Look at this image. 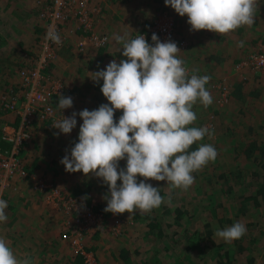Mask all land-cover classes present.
Returning a JSON list of instances; mask_svg holds the SVG:
<instances>
[{
	"label": "rangeland",
	"instance_id": "1",
	"mask_svg": "<svg viewBox=\"0 0 264 264\" xmlns=\"http://www.w3.org/2000/svg\"><path fill=\"white\" fill-rule=\"evenodd\" d=\"M28 1L26 3H28ZM37 2L38 0H34V6L30 7L29 5L28 8H26L29 17H31L32 14L35 19V16H37V18L39 16ZM116 2L117 4L126 5L123 10H131L129 13V16L132 17L131 20H123V28L118 26L120 30L123 29V34L128 31L129 39H133L134 34L136 35L145 22L152 18V16L158 11L168 10L176 19L177 37L179 40L177 42V46L181 50L178 53V57L184 60V67L186 69H188V64L192 62L191 60H193L194 51L197 52L199 49H201L199 51L200 55L197 56H204L205 59V63H202L203 58H200V66L207 67L206 57L209 53L205 49L208 48L207 44H210L214 46V51H216L215 46H219L221 52L224 48L232 53L237 52L238 54L234 57V64L237 60L240 59V61L237 63L235 70L245 67L247 68L246 70H249L252 74L250 76L243 75L242 77H239L238 73H234V79L248 78V80H251L253 78H257L264 80V72H256L250 65H246L245 63L249 53L252 50H255L254 48L257 49L258 47L264 46V23H258L255 19V22L251 26H241L236 30L227 33V35H220L219 33L211 32V37L218 35V37L212 39L215 40V44H212L207 37V33L200 38L194 36L193 31H190L191 26L187 23V19H183L175 12L174 9L163 4L165 3L164 0L162 3L157 2L156 0H153V2L152 0H116L115 3ZM29 22L31 23L29 27L36 30L40 34V26L36 23V21L29 19ZM110 29L109 33L113 39L116 33L120 30L117 29L113 32V30H115V26L113 25H111ZM1 30L2 27L0 24V31ZM113 33H115V35ZM113 40L116 41L115 39ZM38 41L39 38L37 42L35 41V45L33 47L35 50L38 48ZM241 41L243 42V46H238ZM116 43L118 45V48H116L119 49L116 50L119 51L118 54H116V51L108 54L102 60L103 63L99 62V64H95V67L93 65V68L87 67L89 64L86 63L84 65L82 64V71H79L80 68H73V63L71 66L72 70H66L67 74L64 77L58 72L57 66L64 67L67 65V67H69L71 62H73L72 57H69L70 61H66L65 59L56 61V63L58 62V65L55 66V68H53V64L50 66L51 73L62 77L66 85L65 96H70L73 99V106L70 108L73 112L79 113L84 109L91 111L97 109L101 104L109 103L107 99L103 97L100 90L102 85L100 86L92 81L90 79L91 74L89 72H95L102 67L105 68L112 60H117V62H119L118 60L124 58L121 54L122 44L120 42ZM184 48H186L185 51ZM211 55H216V52L211 53ZM229 58L231 60L232 57ZM80 60L84 61V59ZM228 62L230 61H226L222 66H219L217 62H212L214 66H210L211 69L207 67L210 74L209 76L212 80L210 81L211 85H209V82L205 87L210 91V94L213 97V103L205 107L200 102H196L193 105V111L197 109V111H194L197 119L192 125H190L194 127L207 126L212 131V135H206L202 140L195 142L190 146L189 151L196 150L200 144H211L218 152L217 158L193 173V176L195 177L194 183L187 190L170 187L167 185V181H145L146 183L152 184L153 187L160 188V193L164 198V202L159 208H154L150 212L135 210L132 213H122L123 221L122 225H120V230H117L118 227L117 224L113 222L111 212L104 211L106 201L103 199V196L108 192V187L104 184L102 179L95 177L91 173L86 176L82 172L65 173L69 176V178L61 175L60 171L57 173L55 172L56 175L49 177L39 173L36 174V171L30 169V166L27 165L26 157L24 159L22 153L24 164L27 169L25 176L15 177L6 185L0 184V199L7 201L8 205L5 209L7 220L0 222V237H3L6 240L14 252V255H16L18 259H29L28 254L25 252L24 245L19 247L17 245H10V241L15 244L16 241H14L15 238L13 237V234L23 232L22 229L26 232H30L29 222L34 216H39L45 221V218H49V214L51 212L56 213L55 210L61 212L60 215L54 216V225L51 227L52 230H56L57 228L60 229V240L68 242V240L62 237V233L64 231H68L66 227L63 226L68 220L70 222V224H68L69 232H74L75 234L77 232L76 228L79 230V226L76 225V222H71V220H73L71 219L72 214H67L63 211L64 207L62 201L57 200L52 202L53 198L48 197L51 193V188H48L46 191H42L40 188L36 187L41 179H44L47 183H55V186H58V189L63 192L61 193V196H66L67 194L66 197L69 198L65 199V201L69 206L71 203L77 204L76 201L82 199L84 203L92 208L94 214H105L106 218L104 221L102 220L99 223L98 220H95L90 230L83 231L84 242L86 243L85 247L88 251H92L95 254L97 264H160V262H156V260L153 261V258L145 254V252L150 249L148 247L154 246L156 247L155 250L158 251V255L165 253L170 257L171 254L167 253L170 251L166 249L164 250L162 248V244L163 246L169 245V247L179 248L181 247V244L188 241L190 237L195 239V242H198L199 244L204 242V246L206 243L210 246L212 241H209V239L213 238L209 232L215 234V230L217 228L223 229L231 226L237 221L241 223L243 222V224L247 222L250 226H246L247 231L245 235L232 242L236 243V245L232 246L233 250H239L238 245H243L245 239H257L258 237H261V242H256L253 245H246L245 247L249 249L246 250L247 254H253L252 250L263 254L264 225H259L258 227L255 226L254 220H250L251 218H249L246 213L240 215L239 212V210L244 209H248L246 212H249V207L258 210L260 208L258 206H263V204L259 205L257 201H254L252 197L254 196L253 191H256L258 186L262 184L259 177L264 171L261 169L259 164L261 161V153L259 151L263 150L264 140L262 141L261 136H256L258 133L255 135L247 133L249 125L248 120L251 119H249L250 117H248L246 113V111H252L259 102H247L246 100L233 99L230 97V94L233 88L234 93V90L237 89L236 86L233 88L228 85L218 86L217 83L219 81H223L225 77V80L228 82V76L233 74H231L232 71H230L233 70L231 69L233 65H228ZM242 62L245 63V66L240 67ZM196 66L198 65L196 64ZM197 69L198 68L195 67L194 70ZM19 70L20 69L18 67V73ZM16 82L18 81H15L11 87H5L1 92L0 99L2 102L0 104V113L7 111V107L5 105L7 102L4 103V101L7 98H12L15 94L17 90V88H15L17 85ZM239 90L241 89H238V91ZM121 115L122 110H117L114 113V120L118 121ZM76 119L77 125L69 134L61 133L59 129L53 128L49 125L50 123H46L45 125L39 126L35 129L33 133L34 136H36L39 132H43L36 138L33 137L32 141L35 140L37 144L36 148H39L40 152L38 150L37 151L44 156V161H60L66 154L70 155V150L71 147L74 146V142H78L79 127L83 123L82 119L78 115ZM228 125L231 128H227ZM231 125L234 128H232ZM49 132H52V140H54V137L57 139L58 143L56 146L51 145L49 149L45 151L44 148L40 146L43 143V139L47 141L46 138L49 137L47 135ZM234 138L235 140L232 141ZM252 140L257 142L260 149L257 150L256 147L253 146L254 149L252 150V154L248 155V146L251 144ZM236 142L239 143V145H237ZM261 142L262 144H260ZM234 145H236L237 148H234ZM37 161H40L39 158H37ZM246 161H249V163L247 164ZM125 166L126 159L119 161V168H124ZM34 167L39 168V166ZM229 167L233 169L232 173L226 171V168ZM242 171L245 173L249 172V176L243 177ZM254 172L255 174L253 175L252 173ZM143 179V177H137V182ZM117 183L120 184L121 181H117ZM246 193H248V195L244 199ZM18 200H21L22 202L19 203L21 204L20 206H18ZM262 203H264V200ZM30 206H35L37 208L33 207L34 210L31 211L32 213L30 215H28L30 219H24V214L21 213V207L25 208ZM17 209L19 210V213H16ZM262 209L263 208H261V211ZM42 211L43 214L40 215ZM180 213H182V217L179 218L178 215ZM20 216L23 218V221L19 219L18 222L15 223L13 220ZM259 217L260 222L263 223L264 219H261V216ZM20 223H23V227ZM151 224H154L155 226L152 227ZM257 224H259V221ZM6 226H12L13 228L9 231ZM136 228H138V230ZM147 228L153 230V233L151 237L145 238L144 233L148 231L146 230ZM134 233H138L139 235L137 234L136 236ZM28 240V242H32L30 237ZM57 240L58 239L54 242L56 243ZM175 240L176 242L173 243ZM220 243H223V245H220ZM225 244L226 243L222 239L215 236V242L212 243V246L214 245L215 247L213 250L212 248L210 250L212 257L217 261H215L214 264H220V260L224 261L223 264H229L221 256V254L226 251ZM146 246L148 248L147 250L145 248ZM63 247L66 246L62 243L60 245V249ZM69 247L72 251V258L74 259V261L70 260V264H85L83 256L76 253L75 247L71 245ZM179 249H177V252ZM134 250H137V252L134 256H132L131 252ZM205 250H207L206 246ZM179 252L184 251L181 248ZM158 255L157 258H160ZM81 259L83 262H81ZM57 261H59V257H55L52 260L50 259V261L46 263L55 264ZM157 261H159V259H157Z\"/></svg>",
	"mask_w": 264,
	"mask_h": 264
},
{
	"label": "clouds",
	"instance_id": "2",
	"mask_svg": "<svg viewBox=\"0 0 264 264\" xmlns=\"http://www.w3.org/2000/svg\"><path fill=\"white\" fill-rule=\"evenodd\" d=\"M164 2L181 17H188L190 31L227 34L255 22L256 0ZM45 39L61 42L55 30H49ZM114 39L122 44L121 54L126 59L112 60L104 69L89 72L95 83L103 81L100 90L109 103L62 116L52 127L69 134L77 125V115L82 119L78 142L60 163L66 172H82L86 176L91 173L102 179L108 187L103 196L105 212H150L159 208L164 198L160 188L145 181H167L170 187L187 190L194 183L193 173L217 158L218 152L211 144H200L189 151L195 142L212 135L207 126H190L197 119L193 105L197 101L205 107L213 103L205 87L211 77L189 76L184 60L178 57L181 50L177 44L171 40L161 42L155 33L152 44L140 34L133 39L128 38V33L116 34ZM238 46H243V42ZM57 106L62 110L71 108L72 97L59 95ZM117 110H122L118 121L114 120ZM125 159L126 166L119 168V161ZM137 177L144 179L137 182ZM7 206V201L0 199V222L7 220ZM246 231V226L237 221L217 228L215 236L232 243ZM0 264L31 261L18 259L0 237Z\"/></svg>",
	"mask_w": 264,
	"mask_h": 264
},
{
	"label": "crops",
	"instance_id": "3",
	"mask_svg": "<svg viewBox=\"0 0 264 264\" xmlns=\"http://www.w3.org/2000/svg\"><path fill=\"white\" fill-rule=\"evenodd\" d=\"M27 1L28 0H0V24L2 27V30L0 31V94L5 87H11V85L15 81H18V82H16L17 85L15 84L16 87L15 86L14 87L15 88L18 87L19 80L21 78L18 76L19 73L17 71V68L19 67V69H20L22 67V65L28 63V60L26 59V53L27 52L32 53V51H35V49H33V47L35 45V41L37 42L38 38L40 37V35L43 32V26H42L41 20L39 19V16H38V18H37V16H35L36 17V19H35L34 16L31 14V17H29L28 12L26 11L27 10L26 8H28L29 5H30V7L34 6V4H35L34 0H30V1H28V3H26ZM115 1L116 0H106L105 2L101 3L102 15L100 16L99 24H100V27L102 28V30L109 31V30H111L110 29L111 25H113V26H115V30H113V32H114L117 29H119L118 26L123 28V26H122L123 20L124 21H130L132 18L129 16V13L131 12V10H129V9L123 10L126 7V5L117 4V2L115 3ZM162 1L163 0H160L157 2L162 3ZM152 2H153V0H152ZM163 4H165V3H163ZM256 4H257L256 11H255V19L257 20L256 22L264 23V0H256ZM182 18L185 20L186 19L188 20V17L186 15L183 16ZM29 19L36 21V23L40 26V29H39V31H41L40 34L36 30L31 29L29 27V25H31V23L29 22ZM124 30H126V29H124ZM115 33H113V34L115 35ZM126 33H128V31ZM206 33L208 34L207 37H208L209 41H211L212 44H215V40H212V39L218 37V35L211 37L210 36L211 31H208V30L193 31V35L196 37H199V38L203 37ZM116 34L122 35L123 29H121ZM220 35H223V34H220ZM225 35H227V34H225ZM234 37H237V36H234ZM75 38H77V37H75ZM113 39H114V37H113ZM113 39H112V42L110 43L109 47H107V48L103 47V48H100L98 50L87 49L88 51L85 53H80L75 49L74 45H71V44L68 45L67 44L65 47L60 49L59 54H58V59L56 61L63 60V59H65L66 61L67 60L70 61L69 57H72L73 62H71L69 67H67V65H66L67 62L65 64L66 66H64V67L57 66L58 62L57 63L55 62L53 64V68H55V66H57L58 72L60 74H62V76L65 77L67 74L66 70H68V71L72 70L71 66L73 63H74L73 68H77V69L80 68L79 71H82V69H81L82 64L84 65V64L88 63L89 66H87V67H92L93 65L95 67L96 66L95 64H97V63L99 64V62L103 63L102 60L105 58V56H107L108 54H111L112 52H115L116 50H119V49H117L118 45L116 43L118 41H114ZM259 43H260V41H259ZM207 47L208 48H206L205 50L209 54L206 57V63H207V67L209 69H211L210 66H214L212 64V62H217L219 64V66H222L226 61H230V62H228V65L229 64H231V66L233 65L231 67V69H233V70H230V71H232L231 74L232 73L233 74L228 76L229 77L228 82H227V80H225V77H224L223 81H219L217 83L218 86L228 85L231 88L236 86L237 89L234 90V93H233V89H234L233 88L231 90V94H230V97L233 99L244 100V101L246 100L247 102L248 101H251V102L252 101H258L259 102V103H257V105L254 107V109L252 111H248V112L246 111L248 117H250L249 119H251V120H248L249 125L247 128V133L252 134V135H255L256 133H258V134H256V136H258V137L261 136L262 141H263L264 140V80L257 79V78H253L251 80L250 79L248 80V78L247 79H242V78L234 79V73H236V74L238 73L239 77H242L243 75H247V76L252 75L249 70H246L247 68H245V67L239 68L238 70H235L237 63L240 61V59H239L234 64V61H235L234 57L238 53L237 52L236 53L229 52L225 48L221 52L219 49V46H215L216 51H214V46H212L210 44H207ZM254 49H256V48H254ZM185 50H186V48H184V51ZM200 50L201 49H199L197 52L194 51L193 60H191L192 62L190 64H188L187 71H188L189 76L192 74H195L193 72L195 67H197L199 69V71L196 72L197 75H199V76L207 75V74L210 75L209 71L207 70V67H205V66L201 67L200 66V58L201 59L203 58L202 63H205L204 56L203 57L197 56V55H200V52H199ZM118 52L119 51H116V54H118ZM213 52H216V55H211V53H213ZM78 55H80V56H78ZM217 55H219V56H217ZM229 57H232L231 60ZM212 58H214V59H212ZM80 59H84V61H82ZM122 59H124V58H122ZM118 61H120V60H118ZM188 62H189V60H188ZM196 64L198 66H196ZM100 69L102 70V69H104V67H102ZM100 69H98L97 71H99ZM190 71H191V74H190ZM244 72H245V74H244ZM211 80L212 79H210V81ZM102 83H103V81H100L98 85L101 86ZM209 85H211V82L209 83ZM215 86H216V83H215ZM238 89H241V90L238 91ZM102 101H103V99H102ZM1 102L2 101L0 99V104H1ZM197 102L199 103V101H197ZM199 109H200V107H199ZM194 111H197V109ZM18 120L19 119L17 118V116L14 113H8L5 111L1 112L0 113V135L2 132L1 127L4 125V123H6V122H9V123L16 122L17 123ZM228 127H230V126L228 125L227 128ZM232 128H234V127L232 126ZM42 133L43 132H39V133H37L38 135L36 134V136H33V137L36 138L37 136H39ZM51 134H52V132H49V134H47L50 138L47 137L46 138L47 141L43 139V143L40 146V147L44 148L45 151L48 150L51 145L56 146V144L58 143L56 138L53 137L54 140H52ZM234 140H235V138L232 141H234ZM0 144L5 145L4 141L1 138H0ZM260 144H262V142ZM237 145H239V143H237ZM36 146H37V144H36L35 140H33L25 147V149L23 151V157H24V159L26 157L27 165L30 166V169H32L33 171H36L35 172L36 174L39 173V174L46 175L48 177L56 175L55 172L57 173L58 171H60L61 175L65 176L66 178H69V176H67L65 174L67 172L65 171L64 165H62L60 163L61 160L60 161H48V160L44 161L43 160L44 156L41 153H39L40 152L39 148L37 149ZM253 146L256 147L257 150L260 149L259 145H257V142L255 140L251 141V144H249L248 148L254 149ZM235 147H236V145H234V148ZM259 152L261 153L260 154V160L261 161L259 164L261 166V169L264 171V161H262V160H264V147H263V150L259 151ZM37 158H39L40 161H37ZM246 163L248 164L249 161H246ZM34 166H39V168H35ZM33 168H35V169H33ZM232 170L233 169L231 167L226 168V171H229L231 173H232ZM252 174L254 175L255 172ZM242 175H243V177L249 176V172L245 173L244 171H242ZM259 178L261 179L262 184L260 186H258L256 191H253L254 196L252 198L254 201H257V203L259 205L263 204V206H258V207H260L258 210L254 209L252 207H249V210H250L249 212H246L248 209L239 210L240 215H243L244 213H246V215H248V217L251 218L250 220H254L255 221L254 225L257 227L259 225H264V222L263 223L260 222V217H259V216H261V219H264V203H262V201L264 200V172L261 174V176ZM247 195H248V193H246V195L244 196V199L246 198ZM19 203H22L21 200H18V204ZM20 205L21 204H19L18 206H20ZM18 206H16V207H18ZM33 207L37 208L35 206H30V207H25V208L21 207V209H22L21 213L24 214L23 215L24 219H26V218L30 219V217L28 215H30L32 213L31 211L34 210ZM261 208H263L262 211H261ZM14 209H15V207H14ZM35 210H37V209H35ZM16 211H17L16 213H19L18 209ZM55 212L56 213L51 212L49 214V218H45V221L39 216L32 217L30 219V222H29L30 232H26L24 229H22L23 232H20V233L18 232V233L13 234V237L15 238L14 241H16V243L14 244L12 241H10V245H17L18 247L21 245H24L25 246V252L28 254V258L30 259L32 264H48L46 262H49L50 259L52 260L55 257H59V261H57V263L55 262V264H70L71 263L70 260L74 261V259L72 258V254H71L72 251L69 247L70 243L65 241V240H60V238H61L60 232H59L60 229L59 228H57L56 230L51 229V227L54 225V216L61 214V212H58L57 210H55ZM11 214H13V213H11ZM42 214H43V211L40 213V215H42ZM23 218L21 216L16 217L13 221L15 223H17L19 219H21V221H23ZM258 221H259V224H257ZM248 222H249V220H248ZM20 224L23 227V223H20ZM244 225L247 226L249 224L246 222V223H244ZM12 228H13L12 226L11 227L8 226L7 230L11 231ZM136 229L138 230V228H136ZM146 230H148V231H146L144 233V237L145 238L151 237L153 230H151L149 228H147ZM130 231H131V228H130ZM158 233H159V231H158ZM134 234L137 236L138 233H134ZM29 237H30L32 242H28ZM211 237L214 240L209 239V241H212V243H214L215 242V234H211ZM56 239H58V240L55 243L54 241ZM190 241H193V242H190ZM175 242H176V240L173 243H175ZM256 242H261V237H258L257 239H255V238L248 239V240L245 239V241L243 242V245H238L239 250H237V251H234L235 249L233 250V247H232L233 245H236V243H226L225 244V246H226L225 250L226 251L224 253L229 258V261H227V262L229 264H264V253L262 254L259 252H254V250L251 249L253 251V254H249V253L247 254L246 250H249V249L246 248L245 246L246 245H253ZM62 243L66 247H63L60 249V245ZM163 243H164V241H163ZM212 243L210 244V246H208L207 243L205 244L207 250L209 249L207 251V250H205V246L203 245L204 242H202V244H199L198 242H195V239L192 240L189 238L188 241H186L185 243H182L181 247H179L180 249L182 248V250L184 252H179L180 251L179 248L169 247V245L163 246V244H162V248L164 250L166 249V250L170 251V252H167L168 254H171L170 257L168 255H166L165 253L158 255V251L155 250L156 247H154V246L148 247V248H150L149 250H147L148 248L146 246L145 248L147 251L145 250L146 251L145 254H147L151 258H153V261L156 260V262H160V264H214L216 259H214L212 257L211 252H210L211 248L213 250V248L215 247L214 245L212 246ZM191 244L193 246H191ZM220 245H223V243H220ZM177 249H179L178 252H177ZM227 251H228V254H227ZM136 252H137V250H134L133 252H131L132 256H134ZM70 254H71V257H70ZM157 255L160 258H157ZM203 255H205V256H203ZM157 259H159V261H157ZM81 262H83V260Z\"/></svg>",
	"mask_w": 264,
	"mask_h": 264
},
{
	"label": "built area",
	"instance_id": "4",
	"mask_svg": "<svg viewBox=\"0 0 264 264\" xmlns=\"http://www.w3.org/2000/svg\"><path fill=\"white\" fill-rule=\"evenodd\" d=\"M106 0H38L39 19L42 22L43 32L39 37L38 48L32 53H26L28 63L22 65L19 70V84L12 98L5 99L8 113H14L18 122H6L1 127L0 138L5 145L0 144V184L6 185L15 177H24L27 169L24 164L22 153L25 147L32 141L34 131L46 123L53 124L62 116H71L70 108L60 109L58 105L59 95H66V85L63 79L51 73L50 66L58 59L61 48L67 44L75 46L80 53L87 49H100L111 42V34L100 27L102 15V2ZM136 33L144 35L147 42L152 44L151 36L155 33L161 42L167 40L179 41L177 26L174 15L168 11L160 12L153 21L141 28ZM49 30L59 33V44L46 40ZM134 34V38L136 37ZM77 37V38H75ZM256 72H264V46L252 50L246 61ZM241 63L240 67L245 66ZM59 94V95H58ZM66 97V96H65ZM36 186L42 191L51 188L49 198L52 202L62 201L64 212L71 215V222L79 226L76 233L69 232V220L64 223L68 231L62 233V237L75 247L76 253L81 254L85 264H97L95 254L85 247L83 231L90 230L93 222L100 223L106 218L105 214H94L82 199L77 204L69 206L61 196L63 193L55 183H47L44 179L39 180ZM63 198V199H62ZM112 214V219L120 230L122 214Z\"/></svg>",
	"mask_w": 264,
	"mask_h": 264
},
{
	"label": "trees",
	"instance_id": "5",
	"mask_svg": "<svg viewBox=\"0 0 264 264\" xmlns=\"http://www.w3.org/2000/svg\"><path fill=\"white\" fill-rule=\"evenodd\" d=\"M156 1H160V0H156ZM164 11H168V10H161V11H158L155 15H153L152 16V18H150L147 22H145V24L143 25L144 27H147L152 21H153V19L156 17V15L158 14V13H160V12H164ZM143 26L141 27V28H143ZM140 30H142V29H140ZM139 30V31H140ZM138 31V32H139ZM107 32H109V31H107ZM137 32V31H136ZM111 39H112V37H111ZM112 42V41H111ZM111 42H109L106 46H104V48H107V47H109V44L111 43ZM103 48V47H102ZM252 150H253V148H251V149H249V151H248V155H251L252 154ZM179 218L180 217H182V213H180L179 215ZM151 226L152 227H154L155 225L153 224H151ZM209 234L211 235L212 234V232H209ZM190 238V237H189ZM190 239H192L193 240V238H190ZM191 242V241H190ZM191 246H193L192 244H191ZM227 254H228V251H227ZM221 256L223 257V259L227 262V261H229V258H228V256L225 254V253H223V254H221ZM224 263V261L223 260H220V264H223Z\"/></svg>",
	"mask_w": 264,
	"mask_h": 264
}]
</instances>
